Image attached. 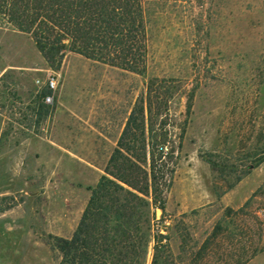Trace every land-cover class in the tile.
Wrapping results in <instances>:
<instances>
[{
  "label": "rangeland",
  "instance_id": "obj_1",
  "mask_svg": "<svg viewBox=\"0 0 264 264\" xmlns=\"http://www.w3.org/2000/svg\"><path fill=\"white\" fill-rule=\"evenodd\" d=\"M144 9V74L48 59L0 27V264H61L54 238L73 236L136 106L156 153L143 264H264V0Z\"/></svg>",
  "mask_w": 264,
  "mask_h": 264
},
{
  "label": "trees",
  "instance_id": "obj_2",
  "mask_svg": "<svg viewBox=\"0 0 264 264\" xmlns=\"http://www.w3.org/2000/svg\"><path fill=\"white\" fill-rule=\"evenodd\" d=\"M145 0H0V27L29 34L48 59L80 54L132 73L146 72ZM49 88L41 95L51 94ZM45 104V103H44ZM46 105V104H45ZM45 105L39 119L48 116ZM191 105L189 106V111ZM156 153L148 151L145 108L136 106L80 223L70 239L55 237L61 264H143L151 231ZM157 192V189H154ZM163 209V208H161ZM156 239L157 235L153 233ZM163 236L158 235V238ZM157 262L155 258L154 263Z\"/></svg>",
  "mask_w": 264,
  "mask_h": 264
},
{
  "label": "built area",
  "instance_id": "obj_3",
  "mask_svg": "<svg viewBox=\"0 0 264 264\" xmlns=\"http://www.w3.org/2000/svg\"><path fill=\"white\" fill-rule=\"evenodd\" d=\"M59 79H60V76L57 75V76H53V77L49 78V80H48L47 86H48L49 90L52 91L51 94H48L44 98V103L48 106L54 104V92L57 90ZM157 219H159V217H157Z\"/></svg>",
  "mask_w": 264,
  "mask_h": 264
}]
</instances>
